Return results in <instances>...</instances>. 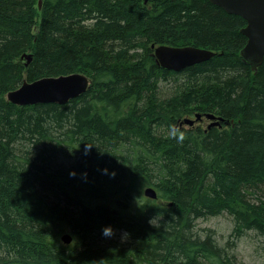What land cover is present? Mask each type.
I'll use <instances>...</instances> for the list:
<instances>
[{
    "label": "trees",
    "instance_id": "trees-1",
    "mask_svg": "<svg viewBox=\"0 0 264 264\" xmlns=\"http://www.w3.org/2000/svg\"><path fill=\"white\" fill-rule=\"evenodd\" d=\"M245 26L208 0H0V264H237L248 235L264 251V59L242 58ZM162 45L216 56L176 73ZM73 73L90 86L65 105L7 100ZM197 113L228 125L179 126ZM224 214L222 247L197 221Z\"/></svg>",
    "mask_w": 264,
    "mask_h": 264
},
{
    "label": "water",
    "instance_id": "water-1",
    "mask_svg": "<svg viewBox=\"0 0 264 264\" xmlns=\"http://www.w3.org/2000/svg\"><path fill=\"white\" fill-rule=\"evenodd\" d=\"M213 5L222 8L229 14L243 18L246 26L241 30L247 39L241 51L242 58L248 62L255 72L264 59V0H208ZM40 5V2H39ZM156 63L164 70L179 73L184 69L206 62L216 56L210 50L186 47L152 46ZM26 66L31 61V55H24ZM90 86L89 79L81 73L61 75L58 77L42 78L34 82L24 81L22 85L7 94V100L19 107L43 104L65 105L87 92ZM206 118L210 121L208 129L228 125V122L213 114L197 113L194 119L186 118L179 126H192L195 122ZM144 197L150 200L157 199L154 188L146 187ZM61 243L70 245L72 236L68 233L61 236Z\"/></svg>",
    "mask_w": 264,
    "mask_h": 264
},
{
    "label": "rangeland",
    "instance_id": "rangeland-1",
    "mask_svg": "<svg viewBox=\"0 0 264 264\" xmlns=\"http://www.w3.org/2000/svg\"><path fill=\"white\" fill-rule=\"evenodd\" d=\"M21 58L26 64V59L24 58V55ZM191 118H193V116ZM209 123V120H207L206 118H202V120L195 122L193 126L206 128ZM184 126L187 127L188 125ZM197 222V227L200 229L210 230L218 244L222 247L226 243L230 242L232 221L227 215L224 214L204 221L199 220ZM66 233L72 236L70 231ZM118 235L115 238L119 237V239L122 240V234ZM252 237L253 236L251 235L243 237L233 242V246L227 249V252L232 253V255L235 257L237 264H264V251L260 246L261 244L259 240H257V238Z\"/></svg>",
    "mask_w": 264,
    "mask_h": 264
},
{
    "label": "clouds",
    "instance_id": "clouds-1",
    "mask_svg": "<svg viewBox=\"0 0 264 264\" xmlns=\"http://www.w3.org/2000/svg\"><path fill=\"white\" fill-rule=\"evenodd\" d=\"M87 153H85L86 155ZM75 174L74 173H70V176H74ZM86 175V174H85ZM152 221H150V224H151ZM102 235L107 237V238H111L113 235H114V232H113V229L111 227H105L103 230H102ZM127 237V234H125V238Z\"/></svg>",
    "mask_w": 264,
    "mask_h": 264
},
{
    "label": "bare ground",
    "instance_id": "bare-ground-1",
    "mask_svg": "<svg viewBox=\"0 0 264 264\" xmlns=\"http://www.w3.org/2000/svg\"><path fill=\"white\" fill-rule=\"evenodd\" d=\"M25 66H26V64H25Z\"/></svg>",
    "mask_w": 264,
    "mask_h": 264
}]
</instances>
